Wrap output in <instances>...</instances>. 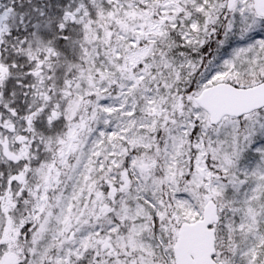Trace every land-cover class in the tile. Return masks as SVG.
Returning a JSON list of instances; mask_svg holds the SVG:
<instances>
[{
  "label": "snow or ice",
  "instance_id": "6c2138e0",
  "mask_svg": "<svg viewBox=\"0 0 264 264\" xmlns=\"http://www.w3.org/2000/svg\"><path fill=\"white\" fill-rule=\"evenodd\" d=\"M0 264H264V0H0Z\"/></svg>",
  "mask_w": 264,
  "mask_h": 264
}]
</instances>
